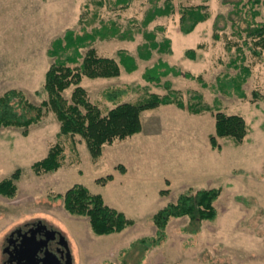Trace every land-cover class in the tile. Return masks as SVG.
<instances>
[{
	"label": "rangeland",
	"instance_id": "374dc122",
	"mask_svg": "<svg viewBox=\"0 0 264 264\" xmlns=\"http://www.w3.org/2000/svg\"><path fill=\"white\" fill-rule=\"evenodd\" d=\"M247 1L130 0L126 8L115 9L109 2L98 5L96 0H0V94L17 88L32 103L40 105L46 98L42 83L52 60L46 53L51 41L68 28L81 33L83 29L90 31L99 26L101 18L105 22L112 19L121 29L131 28L133 37L97 38L93 46L99 55L117 59L119 51L126 53L133 65L127 68L121 64L117 76H84L80 83L88 99L103 113L118 102H138L150 93L172 92L171 97L183 103L200 100L223 112L242 115L249 125V133L240 144L255 140L253 134L258 133L255 125L264 121V51L262 56H253L245 50V63L251 73L242 86L245 92L242 98L232 87V76L237 70L229 63L235 55L234 49L226 48L227 41L238 40L232 32L234 28L245 27L253 19L264 21V0L253 4ZM166 3L170 4L169 10H162L142 23L150 11L164 9ZM235 3H239L238 7ZM198 4L207 5L209 17L184 33L180 26L181 10ZM94 12L98 17L90 24L79 22L83 13L90 17ZM143 33H152L156 43L168 39L169 50L157 46L150 49L149 57L141 58L138 47L147 42ZM188 49L194 53L187 54ZM155 66L162 75L157 80L146 79L145 71ZM114 90L118 96L111 100L108 92ZM71 91L72 86L63 95L69 99ZM252 91L258 93L257 98L252 99ZM171 107L189 114L186 107L168 103L143 110L140 117L143 115L146 125L154 131L173 129L175 119L165 117ZM42 109L41 119L28 127L26 135L18 127H0V180L12 173L18 177L13 196L0 194V242L14 224L41 219L58 227L67 237L73 264H264V146L237 151L231 148L236 142L218 138L220 149L212 148L223 154L220 166L208 165L211 166L209 173L207 167L203 171L197 167L191 169L193 165L187 163L183 169L186 173L180 174L171 168L172 163L168 167L156 158L159 152H167L170 149L166 148L171 147L164 133L158 139L157 136L143 138L138 146H146L148 185L144 186L146 196L140 199L138 194L133 196L132 191H125L124 186L116 195L107 185L109 180L101 183L99 178L108 174L116 178L120 170L105 160L102 153L93 158L80 135L62 133L55 113L50 108ZM213 112L202 113L212 121L211 133H214ZM118 141L124 139L112 144ZM55 144L64 148L63 164L55 171L36 174L31 165L46 156ZM171 175L177 178L172 179ZM74 184L101 194L106 204L125 212L134 223L120 231L93 234L87 218L68 213L62 197L58 196ZM158 187H162L159 192ZM209 187L221 190L215 201L217 216L213 221L198 224L190 223L188 216L171 217L166 225L167 237L146 251L143 259L137 247L121 251L130 241L155 234L152 214L167 202L175 201L179 192ZM163 189L167 192L160 194ZM195 228L198 231L190 232Z\"/></svg>",
	"mask_w": 264,
	"mask_h": 264
},
{
	"label": "trees",
	"instance_id": "16d2710c",
	"mask_svg": "<svg viewBox=\"0 0 264 264\" xmlns=\"http://www.w3.org/2000/svg\"><path fill=\"white\" fill-rule=\"evenodd\" d=\"M248 1L253 4L258 0ZM108 2L113 8L121 9L126 8L130 0H96L98 5ZM235 4L238 7L239 3ZM169 9V3H166L164 9L155 8L147 14L142 23L145 24L147 20L161 14L162 10ZM87 14L83 13L79 22L90 24L98 17L97 12L92 13L90 17ZM253 14L256 15L257 13L254 11ZM208 17L209 11L205 4L184 7L181 10V30L188 33L199 22ZM99 21L101 24L92 27L90 31L83 29L80 33L68 28L63 35L51 41L46 53L52 60L44 72L42 83V90L45 92L46 98L41 101L40 105L32 103L26 94L17 88L8 89L0 94V127H18L26 135L28 127L41 119L42 107L50 108L60 122V131L66 134L80 135L84 139L91 156L97 158L102 153L104 145L126 139L141 130V111L160 104L176 103L180 108L186 107L189 113L198 114L214 111V133L209 135L213 148L220 149L218 138L231 139L236 143L245 139L249 133V125L242 115L223 112L219 108H213L200 100L183 103L181 99L174 100L171 97L172 92L167 95L150 93L138 102H118L106 113H103L96 104L88 99L85 88L80 84L81 79L84 76L90 78L117 76L121 71L120 65L124 64L127 68H131L133 60L121 51L118 52V59L113 56L99 55L93 46V42L97 38H132L133 31L131 28L121 29L118 23L112 19L105 22L101 18ZM232 32L238 38L237 41H227L226 43L227 50L234 49L235 53L229 63L237 70L232 76V87L237 91V95L243 98L245 92L242 86L251 73L250 66L245 63L247 58L245 50H248L253 56H262L264 51V21L257 22L253 19L248 21L245 27L238 26ZM143 34L147 42H143L138 47V55L141 58L149 57L150 49L157 46L159 49L169 50L168 39L156 43L152 33ZM215 36L216 38L219 37L216 34ZM186 53L194 52L192 49H188ZM159 72L155 66L148 71L146 70L144 77L148 80H157L162 75V71ZM71 86L72 91L68 99L63 95V92ZM37 92L39 93V91ZM257 95L256 91H252V99L257 98ZM117 96L116 90L108 92V98L111 100L116 99ZM64 158V148L60 144H55L49 148L46 156L35 161L31 168L36 174L55 171L63 164ZM118 169L123 171L122 167L118 166ZM111 177L112 175L108 174L99 180L101 183H105ZM17 178L15 173L2 178L0 180V194L13 196L16 192L15 181ZM166 192L167 189H163L160 194ZM220 192L219 187L196 190L187 188L185 191L179 192L175 201L167 202L152 214L151 219L156 227L155 234L138 237L131 241L127 247L122 248L121 251L137 247L140 251V258L143 259L146 251L167 237L166 225L171 217L188 216L190 223L199 222L198 224L205 220L213 221L217 216L215 201ZM58 196L62 197L64 208L68 213L87 218L93 234L102 235L120 231L134 223V220L128 217L125 212L109 206L104 202L101 194L91 192L82 184H74L64 193H59ZM196 231L198 228L190 230V232Z\"/></svg>",
	"mask_w": 264,
	"mask_h": 264
},
{
	"label": "crops",
	"instance_id": "0c3cea01",
	"mask_svg": "<svg viewBox=\"0 0 264 264\" xmlns=\"http://www.w3.org/2000/svg\"><path fill=\"white\" fill-rule=\"evenodd\" d=\"M165 114V117L175 119L176 122L173 129L168 128L163 130L160 128L157 129V131H154L146 125L145 118L142 115L140 117L142 124L140 132H137L136 134L124 139V141H118L114 144L106 145L103 148L101 155L104 156L105 160H107L116 169L118 166L122 167L123 169V171H119L117 169L120 174L117 175L116 178L115 175L111 174L112 177L107 182V185L111 188V191L114 194L118 195L115 192H117L120 187L124 186L125 191H132L133 196L134 194H138L140 199L146 196L147 188L144 187L148 185V178L145 176L146 146H138L139 143L143 141V138L157 136L158 139V136L164 133L168 137L167 144H169L171 147L166 148L170 149L167 152H159L158 157L156 158L163 164H167L166 166H168V163H172L173 167L171 168L180 174L186 173L183 171V169L185 167L187 168V163L189 166L190 163L193 165L191 169L197 167L203 171L207 167V172L210 171L211 167L208 165H212V167H216L217 165L220 166L219 160L223 154H220L211 146L209 135L211 134V127H213V125L212 121H208L206 118V114H188L185 113L184 110L178 109L176 107H171ZM206 122H208L207 128H205ZM209 123L211 127H209ZM255 128H257L258 131V133L253 134L256 135L255 140L249 139L250 141L242 144L237 143L231 148L233 150L236 149L237 151L240 150L244 152L245 150L249 151L259 149L260 147L264 146V121H259V123L255 125ZM214 173H212V175H214ZM219 175H217V177ZM171 178L176 179L177 177L175 175H171ZM167 179L170 180V178ZM184 181V184H186L187 180ZM184 181L180 183H183ZM164 186L165 185L162 187ZM161 188L158 187L157 192H159ZM256 245L261 246V243ZM259 249L261 248L259 247ZM236 259H238V257H236Z\"/></svg>",
	"mask_w": 264,
	"mask_h": 264
},
{
	"label": "flooded vegetation",
	"instance_id": "af4514ba",
	"mask_svg": "<svg viewBox=\"0 0 264 264\" xmlns=\"http://www.w3.org/2000/svg\"><path fill=\"white\" fill-rule=\"evenodd\" d=\"M0 264H73L67 237L41 219L14 224L0 242Z\"/></svg>",
	"mask_w": 264,
	"mask_h": 264
}]
</instances>
